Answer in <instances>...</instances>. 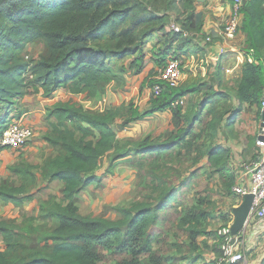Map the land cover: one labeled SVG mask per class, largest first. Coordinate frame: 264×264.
I'll return each mask as SVG.
<instances>
[{"label": "trees", "instance_id": "obj_1", "mask_svg": "<svg viewBox=\"0 0 264 264\" xmlns=\"http://www.w3.org/2000/svg\"><path fill=\"white\" fill-rule=\"evenodd\" d=\"M132 6L130 0H0V136L10 121L9 108L16 97L25 94L27 84L31 82L41 84L49 94L61 87H72L74 92L91 90L94 95L101 93L105 85L116 77L118 59L135 56L131 67L140 71L145 59L142 47L149 40L145 38L150 34L152 37L153 33L146 31V37L139 39L137 30L147 23L149 16L157 22L163 18L157 14L137 16ZM241 12L245 53H251L255 61L249 62L246 58L243 62L235 98L239 104L246 102L260 106L264 84V0H244ZM189 15L185 20L174 19L184 29L190 30L193 26L191 19L198 14L192 12ZM163 23L160 21L158 29ZM170 34V38L163 41L159 56L155 57L162 66L166 57H180L181 48L174 47V44L177 41L184 43L187 39L179 33L170 31ZM36 39L45 43L46 53L35 62L28 63L20 57V51L26 43ZM28 74L32 75L30 81H26ZM159 82L155 80L150 86ZM198 88L197 85H166L159 95L151 97L148 109L143 112L137 108L132 110L134 117L131 120L171 109L173 122H179L176 118H179L180 106L173 107L172 103ZM50 113L59 125L66 120L71 121L76 132L81 133L79 138H76L74 130L64 131L53 138L46 136L50 143L60 145L62 150L58 156L47 159L43 167L46 178L64 183L63 201H53L42 215L55 221V227L46 238L53 244L47 252L35 249L30 244L35 226L1 221L4 245L0 247V264H98L99 254L92 245L107 247L111 242L129 247L132 252L135 246L139 248L132 257L115 264H140L135 253L152 249L147 227L156 221L153 205L133 202L129 208L120 209L121 218L92 217L78 213V193L101 181L96 171L106 155L111 154L106 168L110 170L114 162L133 152L144 154L178 144L190 133V127L179 126L168 137L167 143H150L144 139L135 146L117 151L119 139L112 124L115 111L91 113L81 107L58 103ZM88 128L98 130L96 139H84L89 135ZM226 154L227 149L214 145L208 157L216 165ZM26 167L12 168L18 173H27ZM0 198L21 204L30 195L19 185L3 184L0 185ZM199 232L192 229L191 238H196Z\"/></svg>", "mask_w": 264, "mask_h": 264}, {"label": "rangeland", "instance_id": "obj_2", "mask_svg": "<svg viewBox=\"0 0 264 264\" xmlns=\"http://www.w3.org/2000/svg\"><path fill=\"white\" fill-rule=\"evenodd\" d=\"M130 2L137 16L157 14L163 18L157 22L151 20L149 16L147 23L142 24L137 30L139 39L146 37V31L153 33L152 37L150 34L145 38L149 40L142 47L145 59L140 71H135L131 67V61L135 56L128 55L118 59L116 77L105 85L101 93L94 95L91 90L74 92L72 87H61L49 94L37 82L27 84L26 93H38L43 101L40 105L46 112L41 116L42 126L47 127V133L42 130L41 134L39 130L40 134H35L33 140L26 144L36 146L38 149L36 152H27L23 148L18 150L20 155H25L27 159L32 158L35 153L41 154L42 170L39 169L40 163L28 162H20L16 165H27V173H18L15 169H10L13 178H7L4 184L23 187L30 198L21 204H14L16 210L10 209L9 220L2 222L35 226V232L30 239L31 246L43 252L50 250L53 243L46 238L55 227V221L42 215L53 201L61 200L54 194L58 192L56 187L52 188L54 193L44 191L47 187L44 185L49 179L44 176L43 167L47 159L58 156L62 150L60 145L50 143L46 136L53 138L64 131L74 130L76 138L81 137V133L76 132L75 125L71 121L66 120L64 124L59 125L50 111L58 103L81 107L91 113L112 110L116 113L112 124L119 139L116 145L117 151L127 146H135L144 139L150 143H167L168 137H171L179 126L190 127V133L178 144L166 149L148 151L144 154L133 152L114 162L110 170H106V167L111 154L106 155L97 170L101 181L90 184L77 196L78 213L117 219L122 217L121 208H129L133 202H149L153 205L157 216L156 221L147 227L152 249L150 252H138V255L135 253L139 263L211 264L212 254L219 253L215 231L221 225L228 223L231 217L233 220L231 211L237 203L236 195L232 191L234 180H230L228 175L219 173L218 166L211 163L208 157L212 146L226 143L228 137L233 135L231 130L222 126L225 121L234 117L233 110L239 107L234 94L236 85L232 83L234 78L227 79L226 76H218L216 72L208 73L210 70L214 72L209 69L210 66L205 68L203 74L199 67L194 75L186 71L189 74L185 84L191 81L199 88L182 97L183 102L178 104L181 112L179 118H176L179 122H173L171 109L131 120V117H134L132 110L137 108L143 112L150 107L149 101L151 97L154 98L151 96L150 83L157 80V73L162 67L155 57L159 56L158 52L163 48V41L170 38L171 15H177L180 11L182 15H188L184 11L189 2L188 0H130ZM181 19L185 20L186 17L183 16ZM160 21L164 23L161 29H158ZM238 40L241 44L240 51L244 54L242 40L239 37ZM45 53V43L41 39H36L23 46L20 57L28 63H33ZM26 81H30L28 76ZM183 84L181 80L179 86ZM146 92L150 93L148 99L145 98ZM14 101L17 104L18 100ZM250 108L246 106L243 109L244 113L250 112ZM8 111H10L9 118L14 117L13 120L17 121L16 108L10 107ZM242 114L240 117L236 116L235 120L241 121ZM88 129L89 135L84 139H96L98 130ZM28 173L31 175L29 176ZM31 191L33 193H30ZM0 200L7 203L1 198ZM192 229L200 231L194 239L190 236ZM0 238H2L1 233ZM3 245L2 239L0 247ZM92 248L99 254L98 264H115L117 261L132 257L139 249L135 246L132 252L129 247L124 248L114 242L107 247L103 244H93ZM249 258L251 257L245 253L240 264H251Z\"/></svg>", "mask_w": 264, "mask_h": 264}, {"label": "crops", "instance_id": "obj_3", "mask_svg": "<svg viewBox=\"0 0 264 264\" xmlns=\"http://www.w3.org/2000/svg\"><path fill=\"white\" fill-rule=\"evenodd\" d=\"M188 2L189 4L184 11V13L188 15H182L180 11L177 15L172 14L171 19H174L176 17L182 20L181 18L183 16L187 18V16H190L189 14H191L192 12L194 14H198L197 17H193L191 19L193 26H191L190 32L192 34L196 33L197 35H199V37H205L207 35L212 36V41L203 43V41H196L194 40V38H187L184 43L181 41H177L175 43V47L181 48V50H179V54L182 59V80L184 83L181 86H186L185 80L187 78V74H189L186 73V71H190L191 75H194L195 73H197V68L199 67L202 69L203 74L206 71L205 68L210 66L209 69H212L214 72L210 70L208 71V73L216 72L218 76H226L227 79L228 77L234 78L232 79V83L236 85L234 90L235 94L237 84L241 75V66L246 59V55L240 51L241 44H239L240 40H238V37L242 40V51L245 53L246 44L245 35L241 30L242 24L235 40V46L233 47L234 49L228 48L232 49L230 50V52L218 56L221 42L217 38L222 25L224 24L230 13V0H188ZM212 56H217L219 60L216 63L207 61V59L211 58ZM214 67H216L215 70ZM186 83L187 85H194L193 83H191V81ZM188 94L183 97H186ZM148 97L149 93L147 94L146 92L145 98L148 99ZM15 100H18L17 104L16 101H14L11 107L16 108L17 115L15 118L17 122L32 127L34 130V136L35 134H40V131L42 134V130L47 133V127L42 126L43 120L41 116L46 112V110H44L42 108L43 106L40 105L41 103H43V101H41L40 95L38 93L29 94L25 92L24 95L16 97ZM246 106L251 107L250 112H247V114L243 111ZM239 107L233 110L234 117L225 121L222 126V128L226 127L231 130L233 135L228 137L226 143L219 144V146L227 149V154L222 156L219 159L218 164H216L215 166H218L217 170L219 173L228 175L230 180H234V185L247 186L250 184V173L252 170L251 163L256 158V154L258 153V148L255 145V139L261 125V121L263 120L262 107L256 103L246 102L239 104ZM162 112H166V109H164ZM241 114V121L239 119L235 120L236 116L240 117ZM33 138L29 141V143L33 140ZM37 144L41 145L40 143ZM27 145L22 147L24 151L36 152L38 150L34 145ZM18 149L21 148H7L0 146V185L4 184L7 178H13L10 169L13 166L18 165L20 162H28L30 164L40 163L39 169L40 171L42 170L41 166L43 164V159L41 154L38 155V153H35L32 158L27 159L26 157H24L25 155H20ZM210 162L214 164V161ZM46 182L47 183L44 186L47 187L44 189V191L53 192L52 188L56 187V189H58V192L53 193L56 194L55 196L57 199L61 200L59 202H62L64 183L58 179L49 181L47 180ZM81 191L78 193L79 195ZM30 193H33V191H31ZM242 197H235L237 201V203L235 204L236 206L239 205V203L242 201ZM2 202L0 200V221L9 220L8 216H11L9 213L10 209H12V211H15L16 209H14L13 203L10 204V202L8 201H6L7 203ZM23 206H25V204ZM232 221L233 220L231 217L228 223H232ZM238 238L239 240L240 238L242 240L240 249L244 253V256L245 253H247L248 256L251 257L249 258V262L251 264H264V217L258 218L254 216H248L246 222L238 231ZM0 241L2 242V238H0ZM217 250L219 253H214L211 256V261L213 262L211 264H227L225 262H222V260L220 259V250ZM234 264H240V261Z\"/></svg>", "mask_w": 264, "mask_h": 264}, {"label": "built area", "instance_id": "obj_4", "mask_svg": "<svg viewBox=\"0 0 264 264\" xmlns=\"http://www.w3.org/2000/svg\"><path fill=\"white\" fill-rule=\"evenodd\" d=\"M231 9L230 13L221 27L217 38L221 42L219 47L218 56L230 52L234 49L235 40L238 35L241 21L243 6V0H230ZM170 31L179 33L184 38H194L196 41L203 43L211 42L212 36L199 37L196 33H191L182 27L180 22L176 19L172 20L169 24ZM226 46V47H225ZM232 48V49H228ZM246 58L249 62L255 61L251 53L246 54ZM219 60L217 56L208 58L207 61L216 63ZM206 62V61H204ZM156 76L159 83H154L150 86L151 96L159 95L164 86L177 87L182 80V59L176 56H170L166 59L165 64L159 69ZM31 79L32 75L28 74ZM260 106H264V84L261 89ZM150 94V93H149ZM182 98L176 99L172 106L175 107L179 103H182ZM264 119L261 121V125L256 135L255 145L258 148L256 158L251 163L250 184L247 186L234 185L232 191L240 198L247 193L253 195V202L249 212V216L258 218L264 217ZM34 136V130L32 127L23 125L13 118L7 123L0 136V146L7 148H22L24 147ZM231 223H225L218 227L215 231V237L217 238V247L220 250V259L227 264H234L244 259V253L240 249L242 240L231 232Z\"/></svg>", "mask_w": 264, "mask_h": 264}, {"label": "water", "instance_id": "obj_5", "mask_svg": "<svg viewBox=\"0 0 264 264\" xmlns=\"http://www.w3.org/2000/svg\"><path fill=\"white\" fill-rule=\"evenodd\" d=\"M262 117L264 119V106L262 107ZM264 124V123H263ZM253 202V195L247 193L243 195L239 205L232 208L233 221L231 223V232L236 235L246 222Z\"/></svg>", "mask_w": 264, "mask_h": 264}]
</instances>
